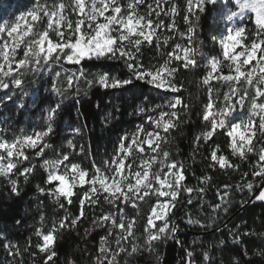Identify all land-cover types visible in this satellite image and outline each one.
<instances>
[{"label":"snow or ice","instance_id":"snow-or-ice-1","mask_svg":"<svg viewBox=\"0 0 264 264\" xmlns=\"http://www.w3.org/2000/svg\"><path fill=\"white\" fill-rule=\"evenodd\" d=\"M218 3L220 0H185L183 21L187 28L184 31L177 25L181 10L175 0H34L30 8L13 18L0 17V89L9 88V81L14 87H21V69L30 67L36 72L40 67L59 64L62 60L73 65H80L82 61H108L122 62L128 70L127 78L103 71L95 73L94 79L86 80L87 84L124 90L143 82L164 93L163 103L138 107L137 111L145 117L143 122L134 131L119 136L113 154L100 164L93 159L90 168L72 163L63 147L57 152L47 142L54 131L59 103L45 109L47 125L43 130L34 129L26 134L22 129L11 140L0 136V179L7 181L10 191L18 195L20 179L29 182L38 168L43 169L44 186L38 185V192L46 194L64 210V216L58 222L54 220L51 228L44 229L41 223L35 230V248L42 254L44 264H53L57 256L55 244L59 232L77 226L88 208L94 210L92 227L107 229L106 235L100 237L92 264H119L121 254L152 252L158 243L168 239L181 243L176 240L179 225L172 219L180 197L187 193V204L192 205L191 194L196 192L203 206L206 189L187 185L184 163L174 159L166 145L172 143L171 132L178 129L191 107L183 101L184 85L177 77L181 72L199 68L201 60L205 61L207 71L197 83L207 88L208 100L202 115L205 130L194 137V154L202 145H210L222 130L228 138L231 157L241 161L248 160L250 154L257 157L256 163L250 165L251 175L261 184L254 198L264 202V0H223L227 11L223 14L226 23L219 40L221 52L208 57L196 44L197 13H205L208 5L215 7ZM162 16L169 18L168 23ZM246 18L254 25V31L250 32ZM165 29L169 34H164ZM146 46L155 48L159 63L144 62ZM78 72L79 75H67L69 88L74 80L87 75L82 67ZM60 75L56 73L57 77ZM214 80L227 86L219 109L213 99L211 82ZM249 89L253 90L251 97ZM52 91L60 92L55 82ZM246 106L248 115L244 117L242 110ZM67 144L74 148L72 140ZM49 150L54 159L45 158ZM36 158L40 159L38 164ZM217 165L221 170L240 169L239 164L231 162L230 156L222 154L220 144L212 146L210 151L209 167ZM248 174L244 172L243 176ZM210 179L201 177L200 184L210 183ZM236 187L254 191L251 182ZM231 188L224 185L222 191L217 190L221 203H216L213 211L230 203ZM153 199L155 203L151 204L143 236L137 237L136 226L142 215L139 204ZM73 205H78L75 215L69 211ZM105 205L109 206L108 210ZM129 207L136 210V216L128 217ZM97 208L99 215L95 212ZM186 222L206 227L191 215ZM31 247V239L23 250L16 244H5L13 259L30 252ZM184 251L187 259L181 264H196L193 251ZM260 254L264 255V242ZM31 255L35 257L37 253L31 252ZM202 256L201 264H215L208 251H203ZM68 264L75 262L69 260Z\"/></svg>","mask_w":264,"mask_h":264},{"label":"trees","instance_id":"trees-1","mask_svg":"<svg viewBox=\"0 0 264 264\" xmlns=\"http://www.w3.org/2000/svg\"><path fill=\"white\" fill-rule=\"evenodd\" d=\"M175 2L181 10L176 18L177 25L181 31H184L187 28L183 21L185 0H175ZM33 3L34 0H0V17L4 20L11 19L20 12L26 11ZM197 15L199 20L196 28V44L201 46V51L208 57L220 55L217 38L223 28L221 3L215 7L208 5L205 13H197ZM245 23L250 32L254 31V25L248 23V20ZM176 40H179L178 34ZM143 59L145 63L160 62L154 47L146 46L143 49ZM59 63L61 66L52 63L49 70H46V67H40L36 72L30 67L21 69L19 74L23 81L21 87L9 85V89L13 92L12 97L19 99L24 107L33 102L36 111L60 104L53 124L54 131L47 142L53 144L57 150L63 147L70 154L71 162L79 163L82 167L90 168L93 159L100 164L104 159L109 158L113 154L117 138L126 132L134 131L136 125L143 122L145 117L137 111L138 107L147 108L150 105L163 103L161 97L164 93L143 82H136L124 90L105 89L96 83L91 85L86 83V80L94 79L95 73L103 71H110L127 78L128 70L122 62L82 61L80 65H73L62 60ZM63 67L67 69H62ZM81 67L87 75L79 81L74 80L72 87L69 88L67 75L71 73L79 75L78 70ZM206 71L205 61L201 60L199 68L178 75L177 79L184 85L181 92L183 101L191 107L189 114L183 116L178 129L171 132L172 143L166 145L173 158L184 163L187 170V185L206 189L202 197L205 204L201 206L197 193L193 192L191 196L194 203L188 205V194L182 193L172 216L179 225L176 240L181 243L177 244L175 240L168 239L158 243L155 251L152 252L145 250L132 256L121 254L119 264H181L187 259L184 249L193 251L196 264H201L202 253L205 250L211 254L215 264H235L236 261H239V264H264V255L260 254L264 242V202L256 201L254 198L261 184L257 177L251 175L250 167L256 163L257 157L250 154L246 161L231 157L230 150L227 149L229 141L222 130L212 138L210 145H202L195 154L193 151L194 137L205 130L202 115L203 106L208 100V91L206 87L198 85L197 81ZM224 71L226 73L227 68ZM57 72L61 73L60 77L56 76ZM53 82L60 90L59 94L52 91ZM211 84L214 89L213 99L216 100V107L219 109L227 86L215 80ZM45 89L48 91L45 92ZM251 95L253 90L249 89V97ZM248 105L250 106V100ZM242 111L244 117H247L248 107L246 106ZM74 129L80 131L74 132ZM68 140L73 141L74 148L69 147ZM216 144L221 145L222 154L230 156L232 163L240 165L239 171L221 170L218 165L215 168L209 167L211 147ZM81 147L84 149L83 152ZM48 153L52 152L49 150ZM35 162L38 164L40 159L36 158ZM244 172H248V176L244 177ZM45 176L44 170L38 168L29 182L21 178L18 195L10 191L6 180L0 179V264H44L42 254L35 248L37 243L35 230L41 227V223L44 229H49L54 220L58 222L64 216V210L60 209L53 199L37 190L38 185L44 186ZM204 176L211 178L210 183L201 185L199 178ZM249 182L254 185L253 192H249L246 187L243 190L236 187L238 184L246 185ZM224 185L232 186L230 203L213 211L214 205L221 203L217 190L222 191ZM151 204L153 200L139 204L142 215L138 218L139 223L136 226L137 237L143 236V226L147 222ZM108 208L109 206L105 205V210ZM69 211L75 215L78 205L71 206ZM95 212L97 215L101 214L99 208L95 209ZM127 212L129 218L137 215L136 210L131 207ZM41 213H43V221H41ZM93 213L94 210L88 208L86 216L77 226L59 232L55 244L57 256L54 257L53 264H68L69 260L74 261L75 264H92V259L97 254L100 237L107 233L106 228L92 227ZM189 215L206 227L188 224L186 221ZM29 239L32 242L30 252L16 256L15 259L8 255L5 244H16L23 250ZM113 247H115L114 243ZM31 252H36L37 255L33 257Z\"/></svg>","mask_w":264,"mask_h":264},{"label":"rangeland","instance_id":"rangeland-1","mask_svg":"<svg viewBox=\"0 0 264 264\" xmlns=\"http://www.w3.org/2000/svg\"><path fill=\"white\" fill-rule=\"evenodd\" d=\"M220 3L222 6V23H223L222 30H223L224 25L226 23V21L223 19V14L227 11V9L223 7V0H220ZM165 7H167V5ZM161 19H164L165 23H168V21H166L169 20L168 17L162 16ZM222 30L217 38V43L219 45L220 52H221V48H220L219 40L221 39ZM164 34H169L166 29L164 31ZM22 54L23 53L20 52V55ZM51 65L46 67V70H49ZM57 65L61 66L60 63ZM62 69H67V68L63 67ZM59 71H61V69ZM19 74H20V70H19ZM9 85L12 86L10 81H9ZM47 91L48 89H45V92ZM12 94L13 92L9 88L0 89V136L7 138L8 140H11L14 138V135L19 134L22 129L26 134L31 133L34 129L43 130L47 125V121L45 120V115H46L45 109L47 108H44L42 110L37 109L36 111L34 109L33 102L29 103L27 107H24L19 99L12 97ZM57 152H59V150H57ZM48 154L49 155H47L45 158L47 159L55 158V156L52 153H48ZM153 203H155L154 199H153Z\"/></svg>","mask_w":264,"mask_h":264}]
</instances>
